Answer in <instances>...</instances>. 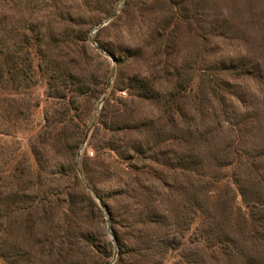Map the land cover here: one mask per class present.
<instances>
[{
	"label": "rangeland",
	"instance_id": "obj_1",
	"mask_svg": "<svg viewBox=\"0 0 264 264\" xmlns=\"http://www.w3.org/2000/svg\"><path fill=\"white\" fill-rule=\"evenodd\" d=\"M251 151L264 0H0V264H226Z\"/></svg>",
	"mask_w": 264,
	"mask_h": 264
},
{
	"label": "trees",
	"instance_id": "obj_2",
	"mask_svg": "<svg viewBox=\"0 0 264 264\" xmlns=\"http://www.w3.org/2000/svg\"><path fill=\"white\" fill-rule=\"evenodd\" d=\"M217 62L213 64L212 68L218 67L221 73L228 75H237L239 78L241 75L251 76L252 74H258L259 69L248 63H241L238 67L231 68L219 66ZM240 75V76H239ZM259 75V74H258ZM253 155H256L257 158H264V152L256 153L251 151ZM255 156V157H256ZM258 170V169H257ZM242 202L246 203L248 200L246 193L244 191L239 192ZM244 203V204H245ZM247 216L244 217V220L247 222L245 225L237 227V230L231 231L227 229L228 233L222 231L219 233V237L211 244V255L213 258H222L221 261H224L226 264H260L259 259L255 258L252 249L258 244L259 238L264 234V209L260 208H250L245 204ZM239 209L241 206L238 207ZM241 210V209H240ZM237 214V213H236ZM237 218L235 220L236 225ZM240 235V236H239Z\"/></svg>",
	"mask_w": 264,
	"mask_h": 264
}]
</instances>
